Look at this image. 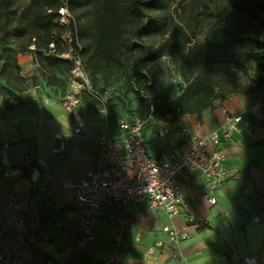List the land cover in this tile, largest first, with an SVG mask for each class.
<instances>
[{
	"label": "crops",
	"instance_id": "obj_1",
	"mask_svg": "<svg viewBox=\"0 0 264 264\" xmlns=\"http://www.w3.org/2000/svg\"><path fill=\"white\" fill-rule=\"evenodd\" d=\"M258 73L264 78V70ZM80 107L79 133L62 101L26 103L0 115V227L7 226L0 236V264H105L109 259L111 264H264V84L200 114L149 121L145 127L150 154L161 158L169 150H185L189 137L219 128L228 114L243 115L247 124L239 123L233 139L220 146L229 174L213 192L215 204L203 196L197 176L186 174L179 186L188 202L195 201L189 212L194 218L170 216L147 200L142 201L155 212L137 208L142 201L104 205L95 224L97 239L65 254L77 236L74 184L99 162V133L118 134L119 118L106 117L83 100ZM40 186L46 188L42 194ZM16 205L22 207V221L14 217ZM166 225L185 238L170 242Z\"/></svg>",
	"mask_w": 264,
	"mask_h": 264
},
{
	"label": "rangeland",
	"instance_id": "obj_2",
	"mask_svg": "<svg viewBox=\"0 0 264 264\" xmlns=\"http://www.w3.org/2000/svg\"><path fill=\"white\" fill-rule=\"evenodd\" d=\"M63 1L61 6L68 14L59 22L66 28H55L58 48L62 53L80 50L89 81L82 100L89 108L102 109L106 117H145L147 106L143 95L158 106L170 103L195 74L192 67L195 59L204 61L216 75H230L241 82L261 76L258 72L264 70V62H252L242 72L229 59L207 56L209 26L216 16L229 18L239 28L247 26L264 40V0H177L170 7L174 22L171 34L144 36L137 41L127 38L115 44L110 53L103 50L104 46L97 47L94 41L90 11L93 3L83 2L72 11L65 4L66 0ZM26 3L18 13L21 24L27 22ZM5 21H0V34ZM71 21L75 22L79 48L69 40L72 38L68 27ZM22 28L11 43L3 45L0 41V115L26 103L43 106L60 103L69 89L71 63L42 62L41 55L47 51L43 32L39 31L37 39L27 44V31ZM58 32H61L60 37ZM32 43L35 48L30 51ZM135 44L153 45L162 51L156 59L150 60L147 51L142 52ZM136 67L147 77L146 81L135 75ZM136 207L155 212L146 201ZM116 223L107 225L112 227Z\"/></svg>",
	"mask_w": 264,
	"mask_h": 264
},
{
	"label": "built area",
	"instance_id": "obj_3",
	"mask_svg": "<svg viewBox=\"0 0 264 264\" xmlns=\"http://www.w3.org/2000/svg\"><path fill=\"white\" fill-rule=\"evenodd\" d=\"M59 16L55 22H63L67 10L63 6L58 9ZM61 17L59 20L58 18ZM69 40H72L69 38ZM33 50L34 43L29 45ZM49 51L56 52L55 43L49 44ZM79 51V52H78ZM61 58L71 62L70 85L62 98V105L71 113L76 121L75 133H79L84 125L81 102L82 93L87 89L88 78L80 56V50L74 53H57ZM168 115L167 119H170ZM149 121H159L152 114L146 117H126L117 119V135H109L101 131L97 138L100 159L97 165L90 168L85 175L74 184L75 196L73 203L77 211V226L75 246L66 252L68 254L82 248L97 239L95 224L103 214V206L121 204L124 206L147 200L152 206L165 210L170 216L184 213L194 218L190 205L180 189L179 179L186 174H194L198 178L197 185L203 196L211 203H216L213 192L226 181L229 170L224 165L226 151L220 146L231 141L239 123L247 124L242 114H228L225 124L211 130L205 136H191L188 147L180 152L167 151L161 158H155L148 150L144 130ZM164 127L162 132L168 133ZM4 144L0 142V149ZM64 185H69L64 182ZM39 193H44V186L38 187ZM14 217L23 220L21 206L12 207ZM6 225L0 227V236L6 230ZM169 241L177 244L184 234L171 225L164 226ZM161 244V243H159ZM114 260L104 261L111 264Z\"/></svg>",
	"mask_w": 264,
	"mask_h": 264
},
{
	"label": "trees",
	"instance_id": "obj_4",
	"mask_svg": "<svg viewBox=\"0 0 264 264\" xmlns=\"http://www.w3.org/2000/svg\"><path fill=\"white\" fill-rule=\"evenodd\" d=\"M25 1L29 13L26 17L27 22L21 24L18 13L19 9H24ZM88 1L93 3L90 11L93 14L94 41L97 47L104 46L103 50L107 53L111 52L115 44L123 43L127 38L137 41L144 36L172 33L174 22L170 7L177 0H66L65 4L70 10L75 11V6ZM63 3V0H0V21L7 20L0 34L1 43L3 45L11 43L12 38H16L19 31L23 30L22 27L27 31V44L32 39L36 40V35L42 31L46 38L47 51L41 55V61L53 64L71 63L57 54L62 53V49L58 48L55 28L66 26L55 22L54 19L59 16L58 9ZM68 27L71 28L72 45L79 48L75 22L71 21ZM209 29L208 57L216 60L229 59L242 72H245L247 65L252 62H264V40L252 33L247 26L239 28L238 24L229 18L216 16ZM58 36H61V32H58ZM51 42L55 43L54 53L49 51ZM135 46L142 52L146 50L150 60L156 59L162 51L153 45ZM205 64L202 60H194L192 67L195 74L170 103L164 102L158 106L156 102L143 95L147 106L145 117L152 114L161 120L167 119L168 115L176 118L183 114H200L220 106L221 102L232 94L252 92L264 84L262 76H252L241 82L230 75H216ZM135 75L144 81L147 80L137 67Z\"/></svg>",
	"mask_w": 264,
	"mask_h": 264
}]
</instances>
